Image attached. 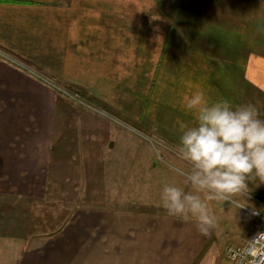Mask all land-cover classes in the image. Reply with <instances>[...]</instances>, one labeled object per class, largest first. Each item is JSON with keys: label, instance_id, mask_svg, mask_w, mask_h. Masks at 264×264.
I'll use <instances>...</instances> for the list:
<instances>
[{"label": "crops", "instance_id": "0c3cea01", "mask_svg": "<svg viewBox=\"0 0 264 264\" xmlns=\"http://www.w3.org/2000/svg\"><path fill=\"white\" fill-rule=\"evenodd\" d=\"M123 9L97 8L95 0H0V189L42 198L61 142L108 139L96 136L97 122L104 134H117L115 125L128 124L152 127L176 143L182 128L195 123L183 106L191 93L202 91L209 103L241 104L240 73L230 68L235 53L225 65L224 56L201 53L188 63L164 51L167 38L162 50L158 44L146 52L145 39L123 36L121 29L139 27L137 19L122 21ZM253 64L249 99L264 119V89L258 90L260 75ZM33 71L102 102L118 119L91 117L89 110L58 98ZM162 78L179 84L175 100ZM257 180L248 181L253 196L264 189V184L256 187ZM1 223L0 264H208L198 258L213 230L202 235L194 222L165 211L89 205L45 236Z\"/></svg>", "mask_w": 264, "mask_h": 264}, {"label": "rangeland", "instance_id": "374dc122", "mask_svg": "<svg viewBox=\"0 0 264 264\" xmlns=\"http://www.w3.org/2000/svg\"><path fill=\"white\" fill-rule=\"evenodd\" d=\"M95 6L124 8L122 21H129L130 24L137 19L138 29L130 26L121 29V32L123 36L128 34L132 38L134 34L139 40L141 37L145 39L143 46L146 52L150 48L156 49L158 44L162 50L167 38L164 51L188 63L191 57L201 53L210 58L224 56L225 65L235 53L234 65L230 68L240 73L241 104L238 105L252 101L248 88L249 75L252 74L250 62H254L260 75L258 90L264 89V0H160L159 3L157 0H95ZM157 8L160 9V16ZM142 15L144 23H141ZM32 73L49 84L58 98L89 110L91 117L118 119L111 116L102 102L92 100L89 95L75 90L87 103L80 104L62 94L57 88L62 84L55 78L42 76L38 71ZM165 78L161 80L162 85L165 90L168 87L174 89L168 91L175 100L176 95L180 96L175 92L179 84L175 81L168 83L170 80ZM257 101H262L258 92ZM110 125L108 121V130ZM114 127L120 129L117 134H104L101 131L103 125L100 122L95 125L96 136H107V140L61 142L59 154L52 159L42 198L0 189V220L4 219L0 223L7 227L9 224L16 225L17 229L25 226L34 236H45L58 231L78 207L89 205L107 209L165 211L160 194L166 184L191 190L184 184L183 177L172 170L190 168L177 154L179 141L165 140L152 127L148 130L128 124ZM84 131L81 130V133ZM256 194L253 196L248 187L247 193L234 196L235 201L249 205L240 209L227 201L208 202L216 222L209 243L198 259L208 261V264H231L226 257L227 247L244 244L259 225V219L251 212L253 207L264 214V189L256 191Z\"/></svg>", "mask_w": 264, "mask_h": 264}, {"label": "clouds", "instance_id": "9594fccd", "mask_svg": "<svg viewBox=\"0 0 264 264\" xmlns=\"http://www.w3.org/2000/svg\"><path fill=\"white\" fill-rule=\"evenodd\" d=\"M183 106L195 123L182 128L177 154L190 168L172 170L191 190L166 184L160 200L168 215L194 222L207 235L216 222L209 201L248 207L233 197L247 193L249 180L258 179L256 187L264 184V119L254 104L234 107L227 99L209 103L202 91L186 97ZM252 214H258L254 207Z\"/></svg>", "mask_w": 264, "mask_h": 264}, {"label": "built area", "instance_id": "2783aa9c", "mask_svg": "<svg viewBox=\"0 0 264 264\" xmlns=\"http://www.w3.org/2000/svg\"><path fill=\"white\" fill-rule=\"evenodd\" d=\"M50 84L54 86L52 82ZM57 88L63 95L80 102V104L87 105L74 90L59 86ZM257 211L258 214L254 216L259 219V225L255 231L250 234L244 244L231 245L226 249V257L231 264H264V237L256 238L260 233L264 232V214L259 210Z\"/></svg>", "mask_w": 264, "mask_h": 264}]
</instances>
